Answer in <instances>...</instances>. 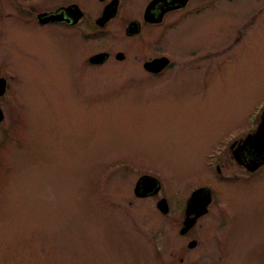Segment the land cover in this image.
Masks as SVG:
<instances>
[{"label": "rangeland", "instance_id": "rangeland-1", "mask_svg": "<svg viewBox=\"0 0 264 264\" xmlns=\"http://www.w3.org/2000/svg\"><path fill=\"white\" fill-rule=\"evenodd\" d=\"M108 1L0 0V264H264V166L214 168L264 110V0H216L166 40L179 12L129 36L150 0H120L101 28ZM71 2L89 15L75 27L25 13ZM153 44L176 55L167 79L145 76ZM143 173L158 195H135ZM205 184L227 214L213 205L186 251L180 201Z\"/></svg>", "mask_w": 264, "mask_h": 264}, {"label": "water", "instance_id": "water-1", "mask_svg": "<svg viewBox=\"0 0 264 264\" xmlns=\"http://www.w3.org/2000/svg\"><path fill=\"white\" fill-rule=\"evenodd\" d=\"M188 0H152L145 11V20L153 23H159L163 20L164 12L176 8H180ZM119 0H112L104 8L102 16L96 23L104 27L109 20L117 15ZM84 16L83 10L76 3L67 7H61L56 11L42 12L38 14L41 23L57 22L66 24H77ZM141 31V23L138 20L132 21L127 29V35H136ZM110 54L108 52H100L92 55L89 61L93 64H101L108 60ZM170 62L166 56L155 58L145 63V69L153 72H159L164 69ZM7 89V80L0 76V96L4 95ZM5 113L0 107V123L4 120ZM234 147V145H232ZM233 155L237 163L244 165L249 171H255L264 165V111L261 114L260 122L256 129L247 134L240 142L238 147L233 151ZM245 155V156H244ZM161 189L160 180L151 175H143L136 183L135 194L139 197H146L157 194ZM201 195V190H196L192 194V200L197 199ZM202 197L203 205L207 211L208 205L212 201L210 192ZM158 208L164 213L170 210L169 202L166 198H162L158 202ZM196 241H191L189 247H195Z\"/></svg>", "mask_w": 264, "mask_h": 264}, {"label": "flooded vegetation", "instance_id": "flooded-vegetation-1", "mask_svg": "<svg viewBox=\"0 0 264 264\" xmlns=\"http://www.w3.org/2000/svg\"><path fill=\"white\" fill-rule=\"evenodd\" d=\"M104 1V0H103ZM111 1V0H110ZM108 1L105 6L110 2ZM152 0H150L144 7V10H143V13H142V16H141V20L140 19H132L130 20L128 23H127V26L134 20H138L140 23H141V31L134 35V36H138L139 34H141V32L143 31L144 28L146 27H151L153 25H160V24H166L165 19L168 18L170 15L172 14H175L177 12H179L180 14L178 15L177 17V21L174 20L172 23H169L167 24L169 27H167L165 30V33H164V30L162 32V36H161V39H167L166 35L169 34L171 32V30L173 29L174 26H177V28L179 26H183V25H186V23H188L191 18L193 16L195 17H198L199 15H201L205 10H208V9H211L214 7V4L217 2L216 0H211L206 6L203 5V2L207 1V0H188V2L186 3V5L180 7V8H176V9H172V10H168V11H165L164 12V16H163V20L159 23H152V22H149V21H146L145 20V10H146V7L148 5H150ZM198 2H202L201 4H197ZM74 2H71L69 3L68 5L70 4H73ZM68 5H65V6H68ZM63 5L55 8V9H46V10H42V11H38V10H32V11H26L25 13L30 16V17H36V20H35V23L37 22V24L41 25V26H45L46 24H55V22H49V23H40L38 21V14L41 13V12H51V11H56L57 9L61 8V7H65ZM104 6V8H105ZM103 8V10H104ZM36 11V14L34 15V12ZM103 12V11H102ZM102 15V13H101ZM100 15V16H101ZM118 15V14H117ZM116 15V16H117ZM88 14L85 13L84 17L82 18V20L79 22L81 23L82 21L84 20H87L88 19ZM97 19V18H96ZM96 19L94 21V23H96ZM78 23V24H79ZM56 24H61V25H65L66 27H75L76 25L78 24H75V25H69V24H66V23H56ZM108 24V23H107ZM106 24V25H107ZM126 26V27H127ZM176 28V29H177ZM85 37V41L88 40V37ZM152 43V42H151ZM149 43L147 46H146V49L148 47H150V44ZM152 47V50H151V54L149 56L148 59H146L143 63V66L145 65V63L147 61H150V60H153L155 58H159V57H162V56H167L170 58V64L167 65L163 70H161L160 72H151V71H148L145 69L146 71V77L150 80H152L151 78L155 77V78H158V79H167L168 77L171 76V69L177 64V59H176V55L174 53H172L171 51H169L168 49L167 50H162L160 49V46L159 45H151ZM195 48H193L192 51H195V50H198V48L200 49V47L195 44L194 45ZM200 51L202 52V50L200 49ZM196 53H194L195 55ZM191 55V54H190ZM91 55H87V62H89V58H90ZM202 56L201 55H196L195 56V61L199 62V58ZM110 58V57H109ZM109 60V59H108ZM1 61V60H0ZM107 62V61H106ZM200 63V62H199ZM1 64V62H0ZM104 64V63H103ZM94 65H102V64H94ZM200 67V66H199ZM186 69H192L191 67L190 68H186ZM200 68H197V69H194V70H199ZM185 70V69H183ZM3 71V65L1 64V76L2 77H5L4 74L2 73ZM177 71V70H176ZM174 72V71H172ZM166 74H169V76H165ZM7 80H8V83H9V78L8 77H5ZM9 87V86H8ZM3 98L4 96H0V105H1V101H3ZM246 135L244 134L242 137L241 136H238V137H235L234 139H232L231 142H229V147L226 149V146H225V150L223 151V153H221V155L218 157V160L217 162L215 163L214 165V168H219L217 170V173H220L222 170H221V161L223 162V160L229 162V163H232L233 166H236V169L240 170L242 173H251L249 172L244 165H241L239 163H237L234 155H233V151L238 147V145L240 144V142H242V139L245 137ZM232 145H234V147H232ZM227 155V156H226ZM226 156V157H224ZM245 156V155H244ZM212 166V165H211ZM221 174V173H220ZM218 174V175H220ZM213 180H218L219 178L218 177H214L212 178ZM214 186H216V184L212 183ZM211 184H205V185H202V186H199V187H196L193 191H191V193L182 198L181 201H180V205H179V209L181 211V220L178 219L179 223H180V234L183 238L186 239V242H187V246L185 248L186 251H188L189 249H191V247H189V244L191 241H196V243H198L197 239H196V232L197 230L201 227V224H202V220L203 219H206L207 216H209L210 212H211V209L213 207V205H219V213L222 215V217H225V213L227 214V211H225L226 209V206L224 205V203H220L218 201V199H221L222 200V192L219 191V189H214L210 186ZM163 186V185H162ZM196 190H201V195L200 197L197 199H194L192 200V194L196 191ZM210 192V194L212 195V201L211 203L208 205V208H207V211L206 212H203V210L205 209L204 205H203V199L202 197L206 196L205 194H208ZM158 195V194H156ZM154 195V196H156ZM167 198V197H166ZM168 199V198H167ZM169 201V200H168ZM223 202V201H222ZM169 203H171L169 201ZM170 210H172V205L170 204ZM228 216V215H227ZM192 249H195L192 247ZM191 249V250H192Z\"/></svg>", "mask_w": 264, "mask_h": 264}, {"label": "trees", "instance_id": "trees-1", "mask_svg": "<svg viewBox=\"0 0 264 264\" xmlns=\"http://www.w3.org/2000/svg\"><path fill=\"white\" fill-rule=\"evenodd\" d=\"M36 14V11L34 12V15Z\"/></svg>", "mask_w": 264, "mask_h": 264}]
</instances>
